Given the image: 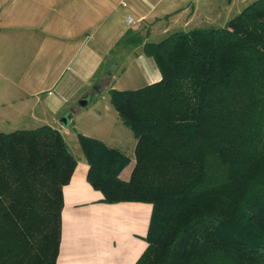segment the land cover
I'll return each instance as SVG.
<instances>
[{
  "label": "trees",
  "instance_id": "obj_1",
  "mask_svg": "<svg viewBox=\"0 0 264 264\" xmlns=\"http://www.w3.org/2000/svg\"><path fill=\"white\" fill-rule=\"evenodd\" d=\"M143 50L161 78L108 89L136 138L130 176L105 165L118 152L78 134L88 181L103 202L152 204L135 264H264V0ZM75 165L56 128L0 132V264H55Z\"/></svg>",
  "mask_w": 264,
  "mask_h": 264
},
{
  "label": "crops",
  "instance_id": "obj_2",
  "mask_svg": "<svg viewBox=\"0 0 264 264\" xmlns=\"http://www.w3.org/2000/svg\"><path fill=\"white\" fill-rule=\"evenodd\" d=\"M251 1L0 0V132L49 125L76 159L62 188L55 264H135L144 252L152 204L101 201L88 181L90 160L78 134L118 152L121 158L109 153L104 163L128 179L136 138L107 100L108 89H136L161 78L143 43L222 27ZM126 34L143 43L118 44ZM82 98H89L83 106Z\"/></svg>",
  "mask_w": 264,
  "mask_h": 264
},
{
  "label": "water",
  "instance_id": "obj_3",
  "mask_svg": "<svg viewBox=\"0 0 264 264\" xmlns=\"http://www.w3.org/2000/svg\"><path fill=\"white\" fill-rule=\"evenodd\" d=\"M89 101V98H82L80 101H79V104L80 105H85L87 102ZM68 120V118H67V115L66 116H64V118H63V121L65 122H63L62 124H63V126H66L67 124H66V121Z\"/></svg>",
  "mask_w": 264,
  "mask_h": 264
},
{
  "label": "rangeland",
  "instance_id": "obj_4",
  "mask_svg": "<svg viewBox=\"0 0 264 264\" xmlns=\"http://www.w3.org/2000/svg\"><path fill=\"white\" fill-rule=\"evenodd\" d=\"M133 35H130V37H132ZM129 74H132V71H129L128 72V74L126 75L127 76V78H129ZM126 85V84H125ZM116 88V87H115ZM116 89H118V88H116ZM107 98V100H110V98L107 96L106 97ZM99 99H100V96H99ZM110 102H111V100H110ZM112 103V102H111ZM113 104V103H112ZM89 108H94V103H91L90 104V107Z\"/></svg>",
  "mask_w": 264,
  "mask_h": 264
},
{
  "label": "built area",
  "instance_id": "obj_5",
  "mask_svg": "<svg viewBox=\"0 0 264 264\" xmlns=\"http://www.w3.org/2000/svg\"><path fill=\"white\" fill-rule=\"evenodd\" d=\"M128 22H131V18L130 17H128Z\"/></svg>",
  "mask_w": 264,
  "mask_h": 264
}]
</instances>
